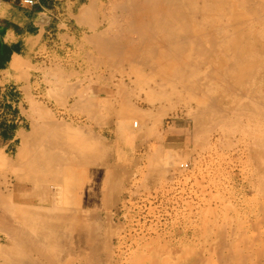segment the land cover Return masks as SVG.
Returning <instances> with one entry per match:
<instances>
[{"label":"rangeland","instance_id":"obj_1","mask_svg":"<svg viewBox=\"0 0 264 264\" xmlns=\"http://www.w3.org/2000/svg\"><path fill=\"white\" fill-rule=\"evenodd\" d=\"M49 1L60 7V4L65 3L66 0ZM121 1L97 0L95 11L91 13L96 23L93 22L91 27L84 29L76 26V21L82 24L83 19L92 15L83 17L82 5L86 3V0H79V3L74 5L71 10V17L66 16L68 20L66 24L71 30L68 34L69 37L58 39L56 36L55 43H50L47 46L44 43L41 44L39 47L40 54L36 59L39 66L34 67L38 73L36 75L40 76L42 83L41 91L38 93L40 96L38 100L42 102L37 105H40L42 109L46 108L51 117H55V122L63 121V126L66 124L67 127L73 122L70 127L81 128V133L86 134L90 131L93 135L88 134V132L85 135L88 137L86 140H90L91 137V141L100 144H93L98 150L97 154L96 151H85V145L82 148L81 144L79 145L75 139H72V136L78 139L75 135L78 134L79 136L80 134L82 137L79 136V138L84 140L85 136L78 133L80 130L77 132L73 130L76 132L74 135L73 132L66 133L67 137L72 134L68 138L64 133V136L59 135V133L55 134L56 136L59 135V138H65L64 141L59 140L63 144L56 142L55 148L51 149L53 146L48 144L47 132L40 135L32 133L36 131L34 126H38L36 129L39 132V129L46 126H39L46 120H40L39 115L40 113L43 115V112L40 111L41 108L38 109L40 107L38 106L35 109L32 108L29 113L30 122L25 125L26 131L22 143L8 156L4 155L7 162L10 160L14 163L11 164L9 161L5 163L6 167L2 161L0 162L1 165L3 164L0 166L1 191L6 190L8 182V186L12 190L9 192H13L14 187L18 184L16 179L26 175L25 172L24 174L21 173L22 175L19 173L20 168L23 167L28 171L37 154L42 157L45 162L44 167L49 173H55L59 178L66 177L69 181V175L70 180L73 175H77L76 178L83 176L86 184L83 195L80 198L74 197L76 201L73 200L72 196H67L70 202L66 201L72 207L65 204V208L81 212V216L80 214L79 216L85 220L88 217L87 221L84 220V224L86 222V226L91 229L90 244L85 245L84 233L81 230L72 232L71 236L69 233L67 234V231V235H65L74 240L71 238L68 244L69 240L66 236L65 239L68 241L63 239V234V238L62 236L60 238L64 242L60 240L62 242L59 241V245L53 246V250L56 249L58 254H61L60 257L59 255L56 257L60 258L59 261H45L32 250L33 246L29 242L24 244L26 241L22 242L18 237H14L10 231L3 229L4 231L0 232V254L2 253L0 262L9 264L12 261V257L8 255L10 250L22 249L23 246V250L31 256H28L29 260L27 259L26 263L28 261L30 263L27 264H38V260L42 264H57L58 262L59 264H98L100 262V264H106L107 259L111 261H107L110 264H156V262L157 264H261V262L264 264V249L259 250L261 247L264 248V55L260 52L261 47L255 46L256 48L249 60V62L260 63L258 68L250 69L238 78L232 76L229 71L224 70L223 72L221 68V63L230 62L232 56H229V61L226 57L209 56V58L207 57L208 54L184 58L182 61H187L191 67L184 69L187 74L184 77L188 80L186 82L185 79V83L182 84L177 77L159 76L150 69L144 70L141 67H133L119 57L100 55L95 47L96 44L92 46L94 38L100 39L101 35L102 37L104 35L105 43H115L112 36L118 31V25L122 24L119 15L122 12V6L126 7L127 5ZM232 1L222 0L225 5H230ZM252 1L255 3L254 5L264 4V0ZM54 15L57 16V12ZM253 17L252 15L250 18ZM229 22L230 20L223 19L218 20L216 24ZM205 23L211 24L212 21L207 20ZM213 30L218 44L214 47L219 48L220 35L217 29L213 28ZM61 33L67 34L68 30L63 28ZM215 35L213 36L214 39ZM69 38H72V41ZM211 46L213 47L209 41L204 42L205 48L211 49ZM105 61L108 63L105 64ZM55 70L57 72H54ZM230 76L231 80L229 79ZM93 83L98 84L94 85ZM236 83H238L236 86L239 88L232 87ZM67 84L71 86L74 84L75 86L72 87H76V91H72L71 94L70 88L72 89V87ZM58 86L60 87L57 88ZM66 86L68 89L65 90H69L70 96L64 90ZM60 90L64 92L62 93ZM163 90L171 95L170 100L162 99ZM61 93L63 99L65 98L64 101H67L66 103L63 99H59V97L62 98ZM90 97L91 101H96L98 107L94 118H91L90 115L96 105L91 103ZM212 97L215 99L213 103L219 100V104L218 102L215 103L220 106H218L219 109L215 107V104H212ZM85 98L88 100V105L92 106V110L89 112H85L81 103L77 105L78 101ZM34 103L31 101L32 106L35 105ZM76 108H79L80 112L79 110L76 111ZM89 108L87 110H90ZM120 108L122 109L120 110ZM38 110L40 111L39 115L37 114ZM52 120H48V123ZM136 121L139 123V127L134 126ZM204 121L205 123H203ZM201 122L203 125L200 124ZM59 123L61 124V122ZM47 130L49 131V129ZM70 130L72 131V129ZM29 135L35 137V140L33 139L35 142H32V136ZM44 135L47 136L44 137ZM28 136L31 140L27 139ZM37 136L40 139H36ZM58 137L54 138L58 140ZM80 139L79 141H81ZM28 141L30 142L29 145L26 144V142L29 143ZM87 141L86 143H88ZM68 142L70 143L69 146ZM90 143L92 144V142ZM47 145H49L48 148ZM88 145L91 146L89 143ZM88 145L87 147H89ZM94 146L91 148L93 149ZM33 150L35 151L34 154L30 152ZM87 152L91 153L93 159L89 157L91 160L86 162L87 166L84 163L82 166H78L77 161L83 157V153L86 154ZM15 163L18 164V169H15L16 172L13 171L17 165ZM20 163H22V167L19 166ZM110 165L111 167L113 165V168ZM182 165H189V167L182 169ZM47 167H51V169L49 168V170ZM66 167L70 168L67 169ZM68 170H71L69 171L70 174ZM123 171H125L124 174H127L126 177L122 174ZM129 171L130 173H128ZM58 172L62 175H59ZM129 174L130 178H128ZM24 183L29 188L33 186L31 183L22 182V184ZM109 192H111L110 195ZM5 194L8 195L7 192ZM64 199L60 203L61 207H64L63 204L66 202ZM72 203L75 205L79 203L80 205L74 206ZM4 207L6 208V205ZM5 208L0 210V213L3 210L0 218L5 216ZM94 211L95 213H93ZM90 217H94L92 219L95 226L94 231L93 225H90ZM99 218L100 220H98ZM110 218L113 219V223ZM96 221H99L100 224ZM109 221L112 223L111 231H109ZM10 223H16L15 226H17V222L10 220ZM255 223L256 226H253ZM2 224L4 223L0 222V226ZM97 224L101 228L97 227ZM116 226L120 229L115 228ZM106 232L109 233L106 234ZM110 232L113 235H110ZM104 233L108 238L103 235ZM256 234L257 238L263 239H257ZM94 238H98L97 242ZM107 239L110 243L112 242L114 251L112 246H108V243V245L105 244ZM237 239L239 240L237 241ZM244 240H248V242L243 243ZM252 240L255 241L252 242ZM1 242L2 246L9 248H3ZM251 242L255 245L249 246L247 249L245 244L251 245ZM103 245L110 247L109 251L108 248L103 249L105 248ZM255 249L259 251L256 252ZM104 250L109 253L113 251L110 255L107 252L109 257L112 254V260L107 254L105 256ZM51 252L53 253V251ZM94 253L97 254L94 255ZM246 254L250 255L249 258H246L248 257ZM64 255L68 257H64ZM104 257H107L106 261ZM8 258H10L9 262L6 260ZM37 258L38 260H36ZM156 259L157 261H154Z\"/></svg>","mask_w":264,"mask_h":264},{"label":"bare ground","instance_id":"obj_2","mask_svg":"<svg viewBox=\"0 0 264 264\" xmlns=\"http://www.w3.org/2000/svg\"><path fill=\"white\" fill-rule=\"evenodd\" d=\"M122 1L125 4L127 3V5H126V7H124V6H122V4H120V6L123 7L121 14H119L120 15V19L122 21L121 22L122 24L118 25V27H119L118 28V31L116 33H113L112 38L115 41V43L114 44H112V43L111 44L110 43L108 44V42L105 43L104 38H103L104 35H103V37L101 35V38L100 39H95L92 36L94 38V41H93L94 43L92 42V44H93L92 46H94L96 44L95 47L100 52L99 53L100 55L101 54H104V55L110 56V57H119L120 59H122L123 61L127 62L128 64H130L133 67H141V69H144V70L145 69H150L152 72H156V74L159 75V76H165V77H168V78L169 77H172V76L177 77L182 84L185 83V79L186 78L184 76L187 75L184 69H187V68H190L191 67L190 63H188L187 61H182L184 58L191 57V56H194V55L201 56V55H206V54H208L207 57H209V56L210 57L211 56H217V57H220V58L221 57H223V58L226 57L227 59L229 58V56L230 57L232 56V59L228 63L223 60L224 62L221 63V68L223 69V72H224V70L225 71H229V73H231L232 76L238 78L241 74H243L245 72H248L250 69L253 70L255 68H258V65L260 63H257L256 61L255 62L254 61L253 62H251V61L249 62L250 58L252 57L253 50L256 48L255 46H260L261 47L260 52H261L262 55H264V4L254 5L255 3H253L252 0H233L230 5H225L222 2V0H122ZM96 2H97V0H92L90 6H88L87 8H85L83 10V17H87V15H89L91 13H94L95 8H96ZM257 2H258V0H257ZM120 6H119V8H121ZM112 7H114V6H112ZM113 9H112V11H113ZM252 15L254 17L253 18H250ZM92 17H93V15H92ZM223 19H228V20H230V22L227 23V24H216L218 22V20H223ZM207 20H211L212 23L211 24L205 23ZM111 22H113V21H111ZM95 23L96 22H94V24ZM93 28H96V27H93ZM210 28H212V29H210ZM213 28L217 29V31L219 32V35H220L219 36L220 37L219 38L220 39V42H219L220 43V46H219V48H215L216 47V44H217V40H216L215 32H213V31H216V30H213ZM209 33L214 34L215 35V39L213 37L214 35L211 34L212 35L211 36ZM210 36H211V38H210ZM206 40L209 41V43L211 45H213V47L211 46L212 47L211 49L204 47V42H206ZM90 43H91V41H90ZM117 61H118V59L116 60V63H117ZM177 61H182V62L178 63ZM221 61H222V59H221ZM228 61H229V59H228ZM206 62L208 63V61H206ZM107 63L105 61V64H107ZM192 63H194V62H192ZM207 63H206V65H207ZM263 63H264V61H263ZM112 67H113V65H112ZM212 71H214L213 68H212ZM54 72H57V71L55 70ZM190 74L192 75V73H190ZM212 74H213V72H212ZM209 77H210V75H209ZM107 79H108V77H107ZM229 79L231 80V76H230ZM83 80H85V79H83ZM187 80H188V78L186 79V82H187ZM128 81H130V80H128ZM198 81H200V80H198ZM245 81H244V83H245ZM58 83H59V81H58ZM54 84L56 85L57 83H54ZM75 84H77V83H75ZM97 84H94V85H97ZM230 84H232V83H230ZM237 84L238 83H236L232 87H235ZM62 85H60V86H62ZM78 85H80V84H78ZM91 85H92V82H91ZM131 85H132V83H131ZM60 86H58L57 88H59ZM68 86H71V85H68ZM182 86H186V85H182ZM236 87L239 88L238 86H236ZM73 88L74 87H72V89L70 88L71 94L73 93L72 91H76V89H75L76 87L74 89ZM52 89H54V88H52ZM65 89H68V87L66 86V88H64V90ZM233 89H235V88H233ZM60 91H62V90H60ZM65 91H66V93L68 92L67 93L68 95L70 94L69 90H65ZM232 91H234V90H232ZM63 92L64 91H62V93ZM51 93L53 94L52 90H51ZM55 93H57V92H55ZM74 93H76V92H74ZM123 95H125V94H123ZM161 95H162V99H164V100H170V98H171V95L168 92H166V90H163V92H162ZM60 96L62 98L59 97V99H63V94L60 95ZM86 98H87V96H86ZM85 99L82 100V101H78L77 102V105L81 103V105H83V107H84L85 112H87V111L89 112V111L92 110L91 109L92 106H89L88 105V100L87 99L85 100ZM64 100H65V98L63 99V101ZM211 100H212V104H215L217 102L219 104L218 97H217V100L218 101L217 102L215 101V103H213V100H215V99H213V97H212ZM90 101H91V97H90ZM95 102L91 101V103L93 105L94 104L96 105V108H93L94 110L91 111V115H90L91 118L92 117L94 118L95 117L94 115H96L95 113L97 112V108L98 107H97V104ZM91 103H90V105H92ZM84 104H85V106H84ZM38 106H40V105H38ZM218 106H217V104H215V107H217L219 109L220 106L219 107ZM85 107H86V109H85ZM40 108H41V106L38 107V109H40ZM73 108L75 109L74 106H73ZM87 108H89L90 110H87ZM121 109L122 108H120V110ZM45 110H46V108L45 109L44 108L43 109L41 108V110H40L41 112H43V115H42V113H40L39 110L37 111L38 113L37 112L36 113L38 115L40 113V115H39L40 120L43 119V121H44V119H45L47 121V122L44 121L46 124L43 123V121H42L43 124H40V125L38 123L37 124L40 127H42L41 125H44V126L46 125L45 127H42V128H44V129L47 128V129H49V131L47 129L44 130V129L41 128V129H39L40 130V132H39V131H37L38 129H36V128H38V126L37 127L34 126L33 128H35L34 130H36V131L35 132L33 131L32 133L33 134H39L40 135L41 133L44 134V133L47 132V135L48 136L47 135L46 136H47V138L49 140L48 144L50 143V145L53 146V147L50 146L51 149L55 148L54 145L56 144V142H59L60 143L59 140H61V139L63 140L65 138V137H63V138L60 137L59 138L58 137L59 135H61V136L63 135L64 136V134H66L68 132H73V135H74V134H76V132L78 130L81 129V128L76 129V128L70 127V126H72V123L73 122L71 124L67 125V127H66V124H65L64 125L65 127H64L63 124H62L63 121H59V122H61V124L59 122H55L54 121V118L55 117L54 116L51 117V115L49 114V111L48 110L45 111ZM70 110H72V109H70ZM78 110H79V108H76V111H78ZM84 110H83V113H85ZM44 112H45V114H44ZM73 112H75V111H73ZM79 112H80V110H79ZM92 112H94V113H92ZM119 113H121V112H119ZM48 114H49V116H48ZM92 114H93V116H92ZM116 114L118 115V113H116ZM96 117H98V116H96ZM123 119H125V118H123ZM48 120L49 121L52 120L53 123L52 122H50V123H51L52 127L54 126V128L50 127L51 125H50V123H48ZM126 122H124V123H126ZM54 123H55V125H54ZM56 123H59L60 125L59 124H56ZM127 123H129V122H127ZM203 123H205V121ZM47 124L50 125V126H48ZM121 124H123V123H121ZM121 124H120V126H121ZM200 124H202V122ZM47 126L50 127V128H48ZM134 126L135 127H139V123H137V121H136V123H134ZM83 127L84 126H82V128ZM70 129H72V131ZM42 130H44V131L42 132ZM73 130L74 131L76 130V132H74ZM81 132H82L81 130L78 131V133H81ZM88 132H87L88 134L91 133L90 131H88ZM58 133H59V135L56 136ZM87 133L86 134L85 133L84 134L81 133V134H83L85 136V135H87ZM29 136L31 137L32 135H29ZM46 136L44 135V137H46ZM70 136H72V134H70ZM70 136H68V137H70ZM75 136H77L78 139H76L74 136H72V139H75L77 141V143H79V145L81 144L82 148H84V145L87 147L88 143L91 146H94L95 144H99V143H96L95 141H91L92 140L91 137L89 138L90 140L87 141L86 139L88 137L85 136L84 137V140L82 141V139L79 138L80 134H79V136H78V134H76ZM94 136H95V134H94ZM28 137H27V139H30L31 140V138H32V142H35V141H33V139L35 140V137L34 136H32L31 138L30 137L28 138ZM54 137L55 138L58 137L57 138L58 140H56ZM68 137H67V134H66V138H68ZM80 137H82V136H80ZM37 138L40 139L38 136L36 137V139ZM79 139L81 141H79ZM86 141L88 143H86ZM89 141L92 142V144ZM73 142H74V140H73ZM73 142H72V144H73ZM74 143H76V142H74ZM26 144L29 145L30 142L29 143L26 142ZM60 144H63V143L61 142ZM69 145H70V143L68 144V146ZM76 145H78V144H76ZM91 146L87 147L88 150L85 147L84 150L85 151H88V152H95L96 151V154H97V151H98L97 148L94 146L93 149H92ZM25 147H26V145H25ZM25 147L23 146V148H25ZM48 147H49V145H47V148ZM74 148H75V145H74ZM90 148H91V151L89 150ZM39 151H40V149H39ZM30 152H32V153L34 152L35 153L34 150L33 151H30ZM87 153L86 154L83 153V157H81V159L77 161L76 164H78V166H82L83 163L85 164V166H87L86 162L88 163L89 160L93 159L92 156H91V153H88V154ZM99 154H102V153L99 152ZM108 154H109V152H108ZM39 155L40 154H37V157L35 156V159L33 160L31 167L28 168L29 169L28 171H26V169H23V167L21 166L22 163H20L19 166L22 167V168H20V170L22 169L21 171H23V172H21L19 170V173L20 174L21 173L24 174V172H25L26 175L25 176H22V177H18L16 179L17 182H18V184L16 185V187H14L13 192H9V191H12V190L8 186L9 185L8 182H7L6 190H2L3 192L0 190V206L2 207V205H3V208H1V207L0 208L1 209H4L5 208L4 205H6V208H5V216L3 218H0V222L4 223V224H2L3 226L2 225L0 226V232L1 231H4V230H8V231L11 232V234L14 237L16 236V238L18 237V239L22 240V242L26 241L24 244H28V242H29V244H31L33 246L32 250H34L36 253H38V255H40L45 261H52V260H55V261L58 260L59 261L60 258H56V257L58 255L60 257L61 254H58V252L55 249V251L57 252L56 253L53 250V246L59 245V241L62 240L60 237L62 236V238H63V234H64V238L63 239H65V236L68 233L70 235L72 232H76V231H80L81 230L84 233L85 245L88 246L90 244L89 237H90V233H91L90 230L91 229L88 228V226H86L87 225L86 222L84 224L85 218H80V216H81L80 213L81 212H78V211H75V210H69L68 208H65V204L70 206V203H68V202H70V200H68L69 197L67 198V196L70 195V197L72 196L73 198L74 197L75 198H80L81 195H83L82 193H84L83 191L86 188L85 187L86 184L84 183V177L82 175H84L85 177H86V175L82 173V175H81L82 177L76 178L77 175L75 176V175L72 174L73 177H72L71 180H70V175H69V181L67 180L68 178H66V177H60L59 178V176H56L55 173H52V172L49 173V171L44 167L45 162L43 161L42 157H39ZM21 157H23V156L21 155ZM89 157H91V159H89ZM27 158H29V157H27ZM4 159H6V157L4 156L3 153H0V162L2 161L3 164H5V163H8L10 161V160H8V162H7V159L6 160H4ZM22 159H24V158H22ZM23 161L25 162V160H23ZM30 161H32V160L30 159ZM10 162L12 164L13 161H10ZM11 164H9V165L11 166ZM15 164H17V163H15ZM109 164H111V163H109ZM2 165L0 164V166H2ZM4 166L7 167L6 164ZM16 166L14 168V166L12 165V167L14 168L13 171H15L16 168L18 169V164ZM70 167H72V166H70ZM70 167H66V168L68 169ZM110 167H111V165H110ZM49 168L51 169V167H49ZM111 168H113V165H112ZM67 169H66V171H67ZM54 171H56V170H54ZM69 171H71V170H68V173L70 174ZM73 171H75V170H73ZM124 172L125 171H123L122 174H124ZM128 173H130V171ZM260 173H262V172H260ZM20 174H19V176L22 175V174L21 175ZM58 174L60 175L61 173L58 172ZM124 175H125V177L127 176V174H124ZM78 176H80V175H78ZM110 176H111V174H110ZM129 176H130V174L128 175V178L131 177V176L130 177ZM63 178H64V180H63ZM24 181L25 182H28V183H31L33 185L32 188H29L26 183L22 184V182H24ZM112 181H111V183H112ZM263 183H264V181H263ZM108 184H109V187H110V183L109 182H108ZM261 188H263V186H261ZM109 189H111V188H109ZM118 190H119V188L117 189V191ZM263 191H264V188H263ZM6 192H7L8 195L5 194ZM110 194H111V192H109V195ZM263 194H264V192H263ZM63 198H65L64 199V202L66 200L68 202L67 201L65 203L63 202L64 203L63 204L64 207H61V204L60 203L62 202V199ZM75 198L73 200H75ZM73 200L71 199V201H73ZM14 201H15V203H14ZM109 202H110V200H109ZM74 203H76V202H74ZM72 205L78 206L80 204L78 203V204L75 205V204L72 203ZM108 205H111V204H108ZM70 207H72V206H70ZM2 211H1V213H2ZM1 213H0V215H1ZM93 213H95V211ZM79 214H80V216H79ZM91 216H93V214ZM96 216H98V215H96ZM87 218H86L85 221H87ZM93 218L90 217V219H91L90 225L91 224L92 225L94 224V223H92V221H93L92 219ZM90 219H88V220H90ZM10 220H12L14 222H17V226H15L16 223L15 224H11L12 222L10 223ZM98 220H100V218ZM112 220L113 219L110 218V221L111 222H112ZM110 221H109V223H110V230L109 231H111V226H112V223H113V222L111 223ZM106 222H107V220H106ZM97 223L100 224L99 221ZM101 223H103V222H101ZM104 223H105V221H104ZM99 224H97L96 226L97 227H100ZM105 225H107V224L105 223ZM93 226H92V228H93V231H94L95 230V226L94 227ZM117 226L119 227L118 224H117ZM117 226L115 228H117ZM120 226H121V224H120ZM253 226H256V223H255V225L253 224ZM117 229H120V228H117ZM115 230H113V231H115ZM104 231H105V229H104ZM66 232H67V234H66ZM99 232H100V230H99ZM93 233L95 234V232H93ZM108 233L106 232V234H108ZM252 233H254V232H252ZM106 234L104 233L103 235L105 236ZM257 234H256V238H257ZM110 235H113V234L110 232ZM70 236L69 237L66 236V238H68L69 241L65 239L66 241H68V244L71 241L70 239L72 238V237L70 238ZM258 236H259V234H258ZM107 238H108V236H107ZM97 239L94 238V240H96V242H97ZM104 239H106V238H104ZM261 239H263V238H259V240H261ZM107 240H105V241H107ZM110 240H111V238H110ZM238 240L239 239H237V241ZM255 240H252V242L255 241ZM12 241H13V239H12ZM62 241H60V242H62ZM244 241H243V243L248 242V240L247 241L244 240ZM239 242L241 243V241H239ZM252 242H251V245L250 244L249 245L248 244L247 245L245 244V246L247 247V249H248L249 246L255 245V244H252ZM93 243H94V241H93ZM105 244L108 245V246H110V247L112 246V248H113V245H111L112 242L110 243L109 240ZM1 246H2V242H1ZM108 246H104L105 248H103V249H107ZM2 247L3 248H6L7 246H2ZM57 247H59V246H57ZM57 247H55V248H57ZM258 247H259V245L257 246V248ZM7 248H9V247H7ZM93 248H95V247H93ZM109 248H108V251H109ZM112 248H111V250H112ZM10 249H12V248H10ZM262 249H264V248H262V247H261V249L259 248V250H261V251H262ZM57 250H58V248H57ZM64 250H65V248H64ZM92 250H94V249H92ZM259 250L258 249H255L256 252H258ZM1 251L3 252V250H1ZM10 251L11 252H9L10 254H8V255H10L12 257V259H11L12 261L11 262H13L14 264H22L23 262L26 263L27 259L29 257H31L30 255L27 254V251L25 252L23 250V246H22V249H19V248L16 249L15 248L14 251L13 250H10ZM51 251H53V253ZM108 251L107 250L106 251L104 250V252H106V253H104L105 256H106V254H107ZM113 251H114V248H113ZM50 252H51V254H50ZM94 252H95V250H94ZM112 252L110 251V253H112ZM251 252H252V250H251ZM110 253L108 252L109 255H110ZM154 253H155V251H154ZM245 253H247V252H245ZM54 254H55V256H54ZM68 254H70V253H68ZM95 254H97V253H94V255ZM98 254H100V253H98ZM262 254H263V252H262ZM5 255H6V253H5ZM51 255L54 256L55 258L52 257ZM109 255H108V257H109ZM246 255L248 257H246ZM246 255H243V257L249 258L250 255L249 254H246ZM111 256H112V254H111ZM111 256L109 258H111ZM64 257H68V256H65L64 255ZM237 257H239V256H237ZM10 258L6 259V260H8L7 262L10 261L9 260ZM255 258H256V256H255ZM257 258H258V256H257ZM106 259H107V257L105 258V261H106ZM236 259H239V258H236ZM32 260H34V258ZM36 260H38V258ZM77 260H78V258H77ZM108 260L109 259H107V261ZM111 260H112V258H111ZM166 260H168V259H166ZM248 260H246V261H248ZM30 261H31V259H30ZM38 261L40 262V260H38ZM38 261H37L38 264H42L41 262L39 263ZM61 261H60V263H61ZM107 261L105 263L106 264H110V263H107ZM154 261H157V259L154 260ZM259 261H260V259H259ZM11 262L9 264H11ZM96 262H97V260H96ZM109 262H111V261L109 260ZM123 262H125V261H123ZM100 263H98V264H100ZM243 263H244V260H243ZM252 263H253V261H252ZM254 263H256V262H254ZM57 264H59V262ZM156 264H157V262H156ZM261 264H262V262H261Z\"/></svg>","mask_w":264,"mask_h":264},{"label":"crops","instance_id":"obj_3","mask_svg":"<svg viewBox=\"0 0 264 264\" xmlns=\"http://www.w3.org/2000/svg\"><path fill=\"white\" fill-rule=\"evenodd\" d=\"M77 3L79 0H66L57 7L52 1L38 0L36 6L28 7L21 0H0V153L5 156L22 143L29 113L42 102L38 100L42 83L34 69L39 66V47L55 43L56 36L69 37L66 16L71 17ZM90 4L91 0H86L82 12ZM93 19L90 16L80 20L82 24L76 21V26L89 28ZM63 28L67 34L61 33Z\"/></svg>","mask_w":264,"mask_h":264},{"label":"built area","instance_id":"obj_4","mask_svg":"<svg viewBox=\"0 0 264 264\" xmlns=\"http://www.w3.org/2000/svg\"><path fill=\"white\" fill-rule=\"evenodd\" d=\"M23 5H26L28 7H34L38 4V0H21ZM189 165H182L181 168L182 169H186L188 168Z\"/></svg>","mask_w":264,"mask_h":264}]
</instances>
